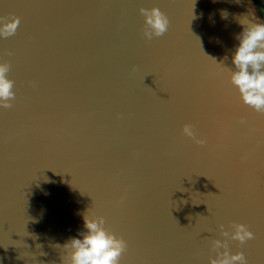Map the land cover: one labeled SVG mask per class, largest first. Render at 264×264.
<instances>
[{"label":"water","instance_id":"95a60500","mask_svg":"<svg viewBox=\"0 0 264 264\" xmlns=\"http://www.w3.org/2000/svg\"><path fill=\"white\" fill-rule=\"evenodd\" d=\"M152 7L170 24L147 40ZM10 15L0 264H61L92 213L127 242L120 264H208L231 223L255 239L230 253L264 264V116L211 60L232 67L240 21L264 22L255 0H0Z\"/></svg>","mask_w":264,"mask_h":264},{"label":"clouds","instance_id":"9594fccd","mask_svg":"<svg viewBox=\"0 0 264 264\" xmlns=\"http://www.w3.org/2000/svg\"><path fill=\"white\" fill-rule=\"evenodd\" d=\"M139 12L144 18L145 39L161 37L168 31L170 21L159 8H140ZM227 15V12L222 13L223 18H227ZM240 23L242 31L236 37L237 46L232 50V67H224L222 63L210 59L218 68L227 72L228 81L238 92L239 101L264 116V22L258 18L250 20L244 17ZM19 25L20 18L17 16L0 17V38L14 36ZM10 68L9 63H0V108L5 110L13 107L12 102L16 98L14 81L8 78ZM239 122L241 125L246 124L243 119ZM182 134L201 147L207 143L206 138H198L192 124L183 125ZM83 227L85 230L79 233L81 238H71L63 245L61 264H120L127 251V242L105 227L104 217L94 213L85 214ZM229 227L231 231H226L220 225L223 239L212 241L211 251L215 253V258L209 257L208 264H248L243 252L230 253L228 242L237 241L239 245H244L255 239L254 233L245 224L231 223Z\"/></svg>","mask_w":264,"mask_h":264},{"label":"rangeland","instance_id":"374dc122","mask_svg":"<svg viewBox=\"0 0 264 264\" xmlns=\"http://www.w3.org/2000/svg\"><path fill=\"white\" fill-rule=\"evenodd\" d=\"M256 2H257V6L259 8L260 14H261L262 18L264 19V0H256Z\"/></svg>","mask_w":264,"mask_h":264},{"label":"trees","instance_id":"16d2710c","mask_svg":"<svg viewBox=\"0 0 264 264\" xmlns=\"http://www.w3.org/2000/svg\"><path fill=\"white\" fill-rule=\"evenodd\" d=\"M256 1V0H255ZM257 3V2H256Z\"/></svg>","mask_w":264,"mask_h":264},{"label":"flooded vegetation","instance_id":"af4514ba","mask_svg":"<svg viewBox=\"0 0 264 264\" xmlns=\"http://www.w3.org/2000/svg\"><path fill=\"white\" fill-rule=\"evenodd\" d=\"M264 20V19H263Z\"/></svg>","mask_w":264,"mask_h":264}]
</instances>
